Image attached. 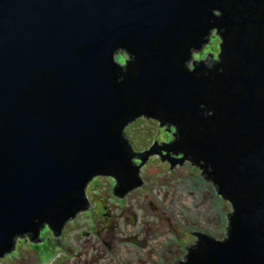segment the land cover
Wrapping results in <instances>:
<instances>
[{
    "label": "water",
    "instance_id": "95a60500",
    "mask_svg": "<svg viewBox=\"0 0 264 264\" xmlns=\"http://www.w3.org/2000/svg\"><path fill=\"white\" fill-rule=\"evenodd\" d=\"M212 28L219 60L187 71ZM137 115L176 128L139 166L189 159L234 209L227 240L191 232L174 264H264V0H0V256L46 222L59 235L92 174H112L121 197L141 185L120 133Z\"/></svg>",
    "mask_w": 264,
    "mask_h": 264
},
{
    "label": "rangeland",
    "instance_id": "374dc122",
    "mask_svg": "<svg viewBox=\"0 0 264 264\" xmlns=\"http://www.w3.org/2000/svg\"><path fill=\"white\" fill-rule=\"evenodd\" d=\"M218 45V36L211 34L207 43L191 52L186 68L191 70L194 60L203 61L208 55L215 60ZM129 57L128 53L117 51L115 63L122 67L119 63ZM175 133L172 125L160 126V120L154 117H133L123 132L135 153L130 164L139 166L142 161L138 154L154 143L168 144ZM165 153L160 151L161 155ZM170 154L171 158L179 155ZM202 172L188 159L181 166L175 164L171 168L158 154H149L137 172L141 185L123 192L122 197L113 193L112 176L95 174L84 187L86 209L78 210L73 218L64 222L60 235L55 236L45 226L37 234L39 241L27 236L16 238L14 249L1 256L0 264H32L34 260L36 264H174L182 261L187 253L185 248L196 239L191 232L204 230L212 236H222L231 209V203L218 194L212 181L202 176ZM103 206L115 215L125 206L127 214L133 216V221H126V214L121 213L116 224V240L107 239L106 243L100 226L101 214L105 215ZM31 252L34 258L29 257Z\"/></svg>",
    "mask_w": 264,
    "mask_h": 264
},
{
    "label": "flooded vegetation",
    "instance_id": "af4514ba",
    "mask_svg": "<svg viewBox=\"0 0 264 264\" xmlns=\"http://www.w3.org/2000/svg\"><path fill=\"white\" fill-rule=\"evenodd\" d=\"M214 10H216V9H214ZM214 10H212V12L214 11ZM213 14V16L214 17H217V18H219V16H218V13H217V10H216V12H214V13H212ZM221 31H222V28H212V31H211V34H215L216 36H218V40H219V44L220 45H218V48H217V53H216V57H215V60H213L214 62H217L218 60H219V56H220V47H221V38L222 37H219V35H222V33H221ZM210 34V35H211ZM208 41H209V39H208ZM192 51H194V50H192ZM192 51H190L189 52V59L191 58V52ZM129 56H130V54H129ZM198 61H200V60H198ZM194 62H197L196 60H194ZM129 63H131V59H130V57L128 58V59H124V61L122 62V63H119V64H123L122 65V67H124V66H126L127 64H129ZM185 64H186V62H185ZM194 64V63H193ZM203 104H205V102H202ZM202 103H200V104H202ZM198 105V104H197ZM206 106V105H205ZM198 108V107H197ZM205 110V109H204ZM206 110H207V107H206ZM202 112V111H201ZM200 115H201V117H210V115H209V112H208V110H207V115L206 116H203L202 115V113H199ZM146 116V115H145ZM133 119V117L132 118H130V119H127L126 120V122L124 123V125L121 127L122 128V133L124 132V126L128 123V122H130L131 120ZM175 136H176V133H175ZM174 140H175V137H174V139H173V141L171 142V143H173L174 142ZM168 144H170V143H168ZM132 151V150H131ZM133 152V151H132ZM178 159H181V158H183L184 157V155H183V152L182 151H180V152H178ZM134 155H135V153L133 152V155L132 156H130V158H129V162H133L132 161V159H133V157H134ZM189 160V159H188ZM192 163V162H191ZM193 165H197L198 166V164H196V163H192ZM134 166H136L135 165V162H134ZM202 173H204V170H203V172ZM95 174H92L91 175V177L92 176H94ZM106 176H112L113 177V179H114V187H113V189H116V184H117V179L112 175V174H110V173H107V174H105ZM91 177L86 181V183L91 179ZM205 178L207 179V180H209V181H212V183H213V185L215 186V189H217V184L214 182V180L210 177V176H205ZM86 183H85V185H86ZM85 185H84V187H85ZM84 187H83V189H82V195H83V198H85V205H87L88 204V202H87V199H86V197H85V193H84ZM125 191H127V190H125ZM124 191V192H125ZM113 193H114V191H113ZM218 194H221V193H219L218 192ZM224 196V195H223ZM224 197H226V196H224ZM226 199H227V201H228V203L230 202L231 203V200L229 199V198H227L226 197ZM77 212V211H76ZM75 212V213H76ZM234 212V209H233V206H232V203H231V209L229 210V212L227 213V217L230 215V214H232ZM104 215V214H103ZM73 217H74V215H73ZM72 217V218H73ZM71 219V218H70ZM69 219V220H70ZM68 219H66L65 221H63L62 222V225L64 224V222H66ZM43 225V227H41L40 229L37 227V230H36V239L37 240H40V238H38L37 237V234L39 233V231L42 229V228H44L45 226L46 227H48L54 234L56 233V232H54L53 230H52V228L50 227V225H49V223L48 222H46V223H44V224H42ZM197 232H199V233H202L203 234V236H204V238L205 239H208V240H215V241H222V240H227V226H226V230H225V233H223V235L222 236H219V237H216V236H212V235H210L209 233H207L206 231H204V230H200V231H197ZM27 236V238H29L30 239V236H29V233H28V231H26L25 233H23V234H20V235H17L14 239H12L10 242H9V244L11 245V248L9 249V250H5L4 252H3V254L1 255V256H4L5 254H7V253H9L11 250H13L14 248V245H15V243H16V238H19V237H26ZM133 240V239H132ZM195 240H197V238L195 239ZM187 254V253H186ZM30 256L29 257H33L34 258V253H30L29 254ZM180 263H182V261H179Z\"/></svg>",
    "mask_w": 264,
    "mask_h": 264
},
{
    "label": "trees",
    "instance_id": "16d2710c",
    "mask_svg": "<svg viewBox=\"0 0 264 264\" xmlns=\"http://www.w3.org/2000/svg\"><path fill=\"white\" fill-rule=\"evenodd\" d=\"M221 33H222V31H221ZM220 45V44H219ZM194 58V57H193ZM197 62H198V60H196ZM192 69L190 70V69H188V68H186V70L187 71H189V72H192L194 69H195V65H193V67H191ZM197 109H200V111H199V113H202V115L203 116H206L207 115V110H206V106H205V104H198V108ZM205 109V110H204ZM202 111V112H201ZM166 126H170L171 124H169V123H166L165 124ZM173 126V125H172ZM174 127V126H173ZM171 128L172 127H169V129L171 130ZM175 128V127H174ZM176 129V128H175ZM120 131H121V129H120ZM122 136H123V139L126 141L127 139H125L124 137V134L122 133ZM172 136H173V134H172ZM173 139L174 138H172L171 139V141L169 142V143H171L172 141H173ZM131 146L129 147H127V149L128 150H130L131 151ZM130 158V157H129ZM104 188V187H103ZM96 191V190H95ZM103 208V210H102V212H104L105 213V215H102L101 214V219H100V223H101V227L103 228V230H104V232H105V235H106V238H105V241H104V243H106V241H107V239H109L110 241H114V240H116L115 239V232H116V224L119 222V220L121 219V217H119V216H121L120 214L122 213V214H126V218H124L126 221H133V216L131 215V214H127V212H126V209H125V206H123L120 210H118V213H117V215H115V214H112V213H110L109 211H108V209L106 208V206H103L102 207ZM41 227H43V225H41V226H39L38 228L40 229ZM96 230H98V229H96ZM54 231V230H53ZM55 232V231H54ZM60 235V234H59ZM109 243V242H108ZM112 245H110V247H111ZM3 257V256H2ZM0 258H1V256H0ZM57 260V259H56ZM37 260H34L33 261V263L32 264H36L37 262H36Z\"/></svg>",
    "mask_w": 264,
    "mask_h": 264
},
{
    "label": "bare ground",
    "instance_id": "6f19581e",
    "mask_svg": "<svg viewBox=\"0 0 264 264\" xmlns=\"http://www.w3.org/2000/svg\"><path fill=\"white\" fill-rule=\"evenodd\" d=\"M197 105V104H196ZM197 107H198V105H197ZM198 116L199 117H201V115L200 114H198ZM121 131H122V128H121ZM120 131V133H121V135H122V132ZM126 145L127 146H129V143H128V141L126 140ZM131 166H132V164H130ZM125 191V190H124ZM84 202H85V198H84ZM10 245V244H9ZM11 246V245H10Z\"/></svg>",
    "mask_w": 264,
    "mask_h": 264
}]
</instances>
